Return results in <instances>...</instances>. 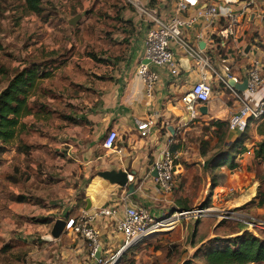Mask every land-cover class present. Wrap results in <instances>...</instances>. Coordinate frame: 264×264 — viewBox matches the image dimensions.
<instances>
[{
  "label": "crops",
  "instance_id": "obj_1",
  "mask_svg": "<svg viewBox=\"0 0 264 264\" xmlns=\"http://www.w3.org/2000/svg\"><path fill=\"white\" fill-rule=\"evenodd\" d=\"M137 1L162 18L177 15V0ZM248 1L238 0L231 6V14L237 21L232 28L229 18L222 15L198 17V11L209 6L224 12L221 1L197 0V6L178 13L182 20H194L183 30L187 42L201 50L220 72L223 58L230 74L241 83L254 69L264 77V22L255 8L247 7ZM77 6L78 14L68 20L71 43L69 58L65 60L67 72L53 76L47 64L29 66L32 69L38 65L50 73L40 80L39 86L49 81L56 84L43 88L41 97L30 96L32 104L37 102V110L22 120L24 128L0 153V264H98L90 258L89 242L81 235L63 229L58 238L49 239L57 220L79 217L89 219L98 232V258L107 264L124 242L117 224L127 208L145 209L157 220L168 219L191 210L184 195L193 186L198 194L210 193V205L214 208L207 213H211L218 205L216 201H221L218 197L222 191L238 192L253 178L241 170L238 171L241 179L237 178L238 173L231 174L238 167L235 162L234 169L228 167L227 183L217 184L206 173L202 175L211 161L220 156L207 158L206 153L202 156L197 141L201 137L200 128L210 125L211 131L216 130L212 122L227 123L241 107L222 83L211 79L213 89L217 83L221 88L218 97L212 93L205 105L206 114L189 121L181 99L200 81L201 67L172 44L175 73L166 67H152L159 81L152 96H148L136 75L139 64L144 63L150 28L143 17L126 0H87L79 1ZM26 54L29 56L31 52ZM54 56L57 60L64 54ZM226 91L232 103L227 102ZM240 96L258 105L264 102V84L254 94L244 91ZM149 121L152 122L149 132L142 137L137 124ZM109 131L117 133L114 150L102 147ZM243 135L228 130L225 137L228 144L224 142L223 148L240 140L246 151L236 157L245 154L252 157L255 143L247 148ZM202 136L208 141L209 136ZM204 143L206 151L209 144ZM164 151H170L176 158L169 193L159 190L153 169ZM223 166L220 158L217 167L209 171ZM110 171L127 172L128 185L120 187L100 177ZM195 175L198 179L194 183ZM200 179L202 182L198 183ZM253 194L245 195L240 203L249 201ZM237 202L234 198L227 203L234 206ZM206 208L207 205L202 209ZM99 209L113 210L114 214L98 215ZM187 217L174 219L173 225L159 232L173 235L180 220ZM209 218L210 221H192L193 227L192 223L185 229L180 226L185 233V240L182 237L179 242L183 251L180 264L223 236L216 215L210 214Z\"/></svg>",
  "mask_w": 264,
  "mask_h": 264
},
{
  "label": "rangeland",
  "instance_id": "obj_2",
  "mask_svg": "<svg viewBox=\"0 0 264 264\" xmlns=\"http://www.w3.org/2000/svg\"><path fill=\"white\" fill-rule=\"evenodd\" d=\"M79 1L87 2V0H40L41 2V12L38 14L30 12L23 0H0V93L6 87L8 81L17 71L28 69L34 63L37 64H47L49 71L53 74L63 75L67 72L69 66L68 61L65 65V60L69 58L70 54V43H71V32L68 20H72L74 15L78 14L77 3ZM126 2H128L126 0ZM73 7V5H75ZM60 30V31H59ZM57 48V49H55ZM56 50L57 54H56ZM69 50V51H68ZM26 51H30L31 54L28 56ZM55 53V54H54ZM64 54V57L57 58L55 60L54 55ZM67 54V56H66ZM62 62V63H61ZM44 67V66H41ZM52 69V70H51ZM41 70V69H40ZM43 71H41L42 73ZM51 84H56L54 81L43 82L41 86L35 91L34 96H40V92L46 86L49 87ZM217 83L213 89V97H218V92H220V86ZM220 88V89H219ZM226 97H228L229 103L233 100L229 92H225ZM229 103H227L229 105ZM228 121V120H227ZM259 121L249 120L248 127L246 131L242 134L243 139L246 141L247 148H251V143H257L260 141V137L257 136L256 127ZM210 124V122H209ZM208 127H201L202 132L197 138L200 144L201 151L205 148L204 142H207L209 146L206 148V157L215 156L220 152L233 153L230 148H223V142L220 143L213 132ZM228 132V129H227ZM211 133L213 137H211ZM203 134L209 136L208 141L203 138ZM216 141V142H215ZM246 148V147H245ZM245 153V152H244ZM248 155V154H247ZM226 156V155H224ZM221 157H216L211 161L210 166L202 171L203 174H207L211 182L227 183V179L230 174L228 171V165L222 168H217L215 171L210 172V168L217 167L218 162ZM176 161V160H175ZM233 161L238 165L236 171L233 173H238L239 170L244 172V174H252L253 178L249 185L239 189L238 192L220 193V202L216 201V209H212L211 213H206L203 218L196 217V219H191L188 217L182 219L179 222V227L175 229L172 234L157 232L140 242L132 244L128 248L122 250L116 258H110V262L113 264H180L181 261V246L180 240L183 237L185 240V233L181 232L180 226L184 229L187 224L192 223V221L199 222L200 220H209V216L216 215V219L219 220L218 226L220 233L223 234L221 237H217L219 242L223 240L233 239L237 236L242 235L244 232H248L260 239H264V162H260L253 158L251 155L234 157ZM185 166H189L186 164ZM242 174L238 173L237 178L241 179ZM205 178V177H203ZM198 179L195 175L194 183ZM206 179V178H205ZM242 179H245V177ZM206 181V180H205ZM254 181V184H251ZM202 180L198 183H201ZM253 185V186H251ZM252 187V189H249ZM197 189L193 186L188 188L187 193H185L186 201L190 203L191 210H207L209 208H214L210 205L209 200L210 193L208 195L198 194ZM210 192V191H209ZM254 192L253 196L245 203H240L245 195H250ZM236 199L237 204L234 206L228 205L230 199ZM197 199L198 201H193ZM190 200V201H189ZM207 205L208 208H205ZM197 206V207H196ZM210 221V220H209ZM230 233H233L230 236ZM221 235V234H220ZM220 243H217L218 245ZM215 243L210 242L208 246H212ZM123 246V243H122ZM207 247H204V250ZM203 250V249H202ZM118 252V251H117ZM115 252V254L117 253ZM203 252V251H202ZM202 252H197L191 258H186L183 264H197L201 261ZM98 264H101L97 262Z\"/></svg>",
  "mask_w": 264,
  "mask_h": 264
},
{
  "label": "built area",
  "instance_id": "obj_3",
  "mask_svg": "<svg viewBox=\"0 0 264 264\" xmlns=\"http://www.w3.org/2000/svg\"><path fill=\"white\" fill-rule=\"evenodd\" d=\"M216 1H221L225 5L224 12H220L215 6H209L199 10L197 13L198 17L222 15L229 18V27L232 28L237 24V21L231 14V6L236 4L238 0ZM128 2L150 26L144 46L143 60L146 63L139 64L136 70V75L143 83L148 96H152L153 88L159 81V75L152 67H166L173 74L175 73L176 60L173 49L171 48L173 44L182 49L189 58L201 67L200 81L195 83L181 99L189 121L193 122L200 118L202 115L200 108L209 102L213 93L211 79L222 83L231 92L235 100L241 104L239 111L228 120L229 131L243 134L248 127L249 120H264V102L254 105L251 100H244L240 96L239 91L228 86L227 82L229 80H233L235 84H241V82L230 74L229 67L224 64L225 60L222 58L220 72V68L213 66L211 60L201 50L190 45L185 39L183 30L184 28L190 27L194 20H182L178 13L185 12L189 7L197 6V0H177V15L170 18L160 17L155 10L144 8L137 0H128ZM247 7L255 8V13L264 22V0H257V2L255 0H249ZM245 80H247L245 92L250 95L254 94L264 84V77L256 69L251 70ZM151 125V121L139 122L137 124V130L142 137L148 134ZM117 139V133L115 131H109L103 140L102 147L106 150H114ZM175 160L176 158L170 151H164L161 160L154 164L153 169L157 173V186L164 193L172 191L176 172ZM207 212V210L185 211L174 214L168 219L157 220L145 209L127 208L122 220L117 224V231L122 234L124 239L123 246L115 254L113 260L122 253V250L124 251V249L132 244L140 242L160 230L173 225L174 219L188 215L203 218ZM97 214L110 216L114 214V211L99 209ZM65 222L64 230L79 234L87 240L89 242L90 258L102 264L103 260L100 257L96 259L99 249L98 232L90 225V220L86 217H79L77 219L66 220ZM113 263L110 262L109 264Z\"/></svg>",
  "mask_w": 264,
  "mask_h": 264
},
{
  "label": "trees",
  "instance_id": "obj_4",
  "mask_svg": "<svg viewBox=\"0 0 264 264\" xmlns=\"http://www.w3.org/2000/svg\"><path fill=\"white\" fill-rule=\"evenodd\" d=\"M26 8L35 14L41 12L40 0H23ZM40 66H34L32 69H23L14 73L8 81L6 87L0 95V153L5 150V145L12 142L24 128L22 120L33 114L37 110V102H30V96H34L39 87L41 79L50 76L49 72H42ZM36 103V104H35ZM43 107L40 106V110ZM216 130L213 132L220 143L224 142L228 129V122L215 121L211 124ZM229 130V129H228ZM256 133L261 138L255 143L253 148V158L264 162V120L259 121L256 127ZM205 144V143H204ZM225 146V145H224ZM237 149H236V148ZM226 148L232 149L233 153L220 152L215 156L221 157V165H227L234 169L236 165L232 161L236 155L244 153L245 147L242 141L237 140L229 144ZM202 156L205 151L202 149ZM226 155V156H224ZM226 157V158H224ZM209 161H206L207 165ZM264 203V200L260 205ZM212 246L201 250L202 256L200 263L197 264H264V239H260L248 232L233 239H218L211 241ZM217 243H220L219 245ZM189 264V263H188Z\"/></svg>",
  "mask_w": 264,
  "mask_h": 264
},
{
  "label": "water",
  "instance_id": "obj_5",
  "mask_svg": "<svg viewBox=\"0 0 264 264\" xmlns=\"http://www.w3.org/2000/svg\"><path fill=\"white\" fill-rule=\"evenodd\" d=\"M144 63H146L144 61ZM228 86L231 88L236 89L239 92H244L247 88V80H244L241 84H235L233 80H229L227 82ZM1 95V93H0ZM200 112L202 114H206V107L203 106L200 108ZM155 176L157 175L156 172H154ZM100 177H102L104 180L108 181L110 184H116L120 187H125L128 185V174L125 171H110V172H103L100 174ZM132 186L130 187V189ZM132 191V190H131ZM66 222L63 220H57L53 226L51 235L49 236V239L51 240L52 238H58L64 227H65ZM96 258H98V253L96 255Z\"/></svg>",
  "mask_w": 264,
  "mask_h": 264
},
{
  "label": "bare ground",
  "instance_id": "obj_6",
  "mask_svg": "<svg viewBox=\"0 0 264 264\" xmlns=\"http://www.w3.org/2000/svg\"><path fill=\"white\" fill-rule=\"evenodd\" d=\"M218 190V189H217ZM216 199V198H215Z\"/></svg>",
  "mask_w": 264,
  "mask_h": 264
}]
</instances>
